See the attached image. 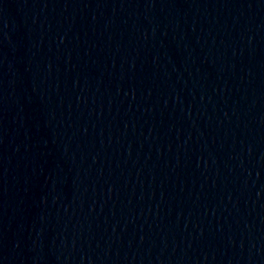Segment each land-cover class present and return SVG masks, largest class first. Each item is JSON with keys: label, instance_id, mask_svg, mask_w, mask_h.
<instances>
[{"label": "water", "instance_id": "1", "mask_svg": "<svg viewBox=\"0 0 264 264\" xmlns=\"http://www.w3.org/2000/svg\"><path fill=\"white\" fill-rule=\"evenodd\" d=\"M0 264H264V0H0Z\"/></svg>", "mask_w": 264, "mask_h": 264}]
</instances>
